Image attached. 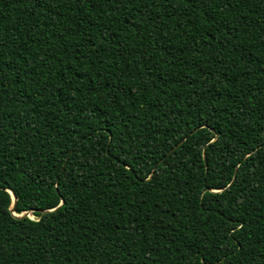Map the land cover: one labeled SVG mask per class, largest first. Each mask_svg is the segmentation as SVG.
<instances>
[{
	"label": "trees",
	"instance_id": "obj_1",
	"mask_svg": "<svg viewBox=\"0 0 264 264\" xmlns=\"http://www.w3.org/2000/svg\"><path fill=\"white\" fill-rule=\"evenodd\" d=\"M0 264H264V0H0Z\"/></svg>",
	"mask_w": 264,
	"mask_h": 264
},
{
	"label": "water",
	"instance_id": "obj_2",
	"mask_svg": "<svg viewBox=\"0 0 264 264\" xmlns=\"http://www.w3.org/2000/svg\"><path fill=\"white\" fill-rule=\"evenodd\" d=\"M9 192L11 193V195H12V197H13V201H14V204H15V202L17 201V197L15 196V194L11 191V190H9ZM14 206V205H13ZM12 210L14 211V207H12ZM27 214H29V212H27ZM24 215V214H23ZM23 215H21V216H23Z\"/></svg>",
	"mask_w": 264,
	"mask_h": 264
},
{
	"label": "rangeland",
	"instance_id": "obj_3",
	"mask_svg": "<svg viewBox=\"0 0 264 264\" xmlns=\"http://www.w3.org/2000/svg\"><path fill=\"white\" fill-rule=\"evenodd\" d=\"M28 216H30L31 218H34L31 214H27Z\"/></svg>",
	"mask_w": 264,
	"mask_h": 264
},
{
	"label": "clouds",
	"instance_id": "obj_4",
	"mask_svg": "<svg viewBox=\"0 0 264 264\" xmlns=\"http://www.w3.org/2000/svg\"><path fill=\"white\" fill-rule=\"evenodd\" d=\"M27 214V213H26ZM30 214V213H29Z\"/></svg>",
	"mask_w": 264,
	"mask_h": 264
}]
</instances>
